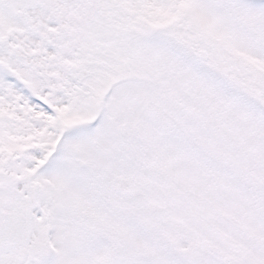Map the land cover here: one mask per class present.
I'll use <instances>...</instances> for the list:
<instances>
[{"label": "snow or ice", "instance_id": "1", "mask_svg": "<svg viewBox=\"0 0 264 264\" xmlns=\"http://www.w3.org/2000/svg\"><path fill=\"white\" fill-rule=\"evenodd\" d=\"M0 264H264V0H0Z\"/></svg>", "mask_w": 264, "mask_h": 264}]
</instances>
